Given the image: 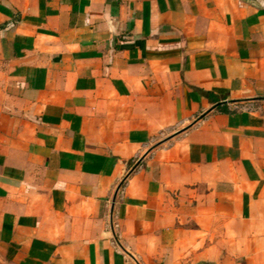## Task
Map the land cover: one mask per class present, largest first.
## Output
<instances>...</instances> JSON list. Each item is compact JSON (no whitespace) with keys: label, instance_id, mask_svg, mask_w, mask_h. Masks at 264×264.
<instances>
[{"label":"crops","instance_id":"1","mask_svg":"<svg viewBox=\"0 0 264 264\" xmlns=\"http://www.w3.org/2000/svg\"><path fill=\"white\" fill-rule=\"evenodd\" d=\"M0 264H264V0H0Z\"/></svg>","mask_w":264,"mask_h":264},{"label":"water","instance_id":"2","mask_svg":"<svg viewBox=\"0 0 264 264\" xmlns=\"http://www.w3.org/2000/svg\"><path fill=\"white\" fill-rule=\"evenodd\" d=\"M138 162H139V161H138ZM137 164H138V163H136V165H137ZM136 165H135V166H136ZM133 168H135V167H133ZM133 168L131 169V171L133 170Z\"/></svg>","mask_w":264,"mask_h":264}]
</instances>
